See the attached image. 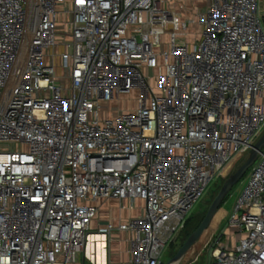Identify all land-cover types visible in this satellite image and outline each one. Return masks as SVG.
<instances>
[{"label": "built area", "instance_id": "built-area-1", "mask_svg": "<svg viewBox=\"0 0 264 264\" xmlns=\"http://www.w3.org/2000/svg\"><path fill=\"white\" fill-rule=\"evenodd\" d=\"M187 6L0 0V264L76 262L99 198L143 201L99 231L130 234L124 264H161L249 154L264 132L261 0ZM133 91L134 109L103 113ZM227 224L205 264H264V150Z\"/></svg>", "mask_w": 264, "mask_h": 264}, {"label": "rangeland", "instance_id": "rangeland-1", "mask_svg": "<svg viewBox=\"0 0 264 264\" xmlns=\"http://www.w3.org/2000/svg\"><path fill=\"white\" fill-rule=\"evenodd\" d=\"M185 1L188 4L186 10L189 14H195L197 6L204 4V0H185ZM261 8H264V0H261ZM189 14L186 13L187 16H189ZM190 29L191 31L195 30V28H190ZM138 94H139L138 91H133L131 93L121 96L120 99H116L105 104L103 113L105 115H113L116 112L134 109L136 106ZM244 159L245 158L240 159L236 161L234 164H232L227 169V172H225L224 176L213 179L206 195L204 196L203 199H201L197 203L193 212L191 213L193 217H198L199 215L204 213V211L208 210L214 197L217 195L218 191L221 188L220 186L222 185V181H224L231 172L235 171L244 161ZM251 168L252 167H250L247 173L235 184V186L232 188L230 193L227 195L216 217L214 218L212 224L203 233L200 240L197 241L195 248L193 249V252H187L177 264H205L210 256L213 243L220 233H224V241L227 242L228 234L231 232V229L227 224L228 217L231 211L233 210L235 203L240 197L244 187L249 181ZM184 239H185V235H184V231L182 230L178 234L176 239L169 246H167L163 255L164 261H168L171 259L172 254L176 252L178 248H180V246L184 242Z\"/></svg>", "mask_w": 264, "mask_h": 264}, {"label": "crops", "instance_id": "crops-1", "mask_svg": "<svg viewBox=\"0 0 264 264\" xmlns=\"http://www.w3.org/2000/svg\"><path fill=\"white\" fill-rule=\"evenodd\" d=\"M96 203L99 206V214L92 221L85 248L79 259L71 264H124L131 255L130 234L119 229L103 233L99 228L109 221L118 224L141 213L144 203L138 199L135 208L129 207V200L120 201L114 198H99Z\"/></svg>", "mask_w": 264, "mask_h": 264}, {"label": "water", "instance_id": "water-1", "mask_svg": "<svg viewBox=\"0 0 264 264\" xmlns=\"http://www.w3.org/2000/svg\"><path fill=\"white\" fill-rule=\"evenodd\" d=\"M263 147L264 132L256 141L254 146L251 148L249 154L245 157L244 161L240 164V166L235 171L231 172L229 176L224 180L220 190L214 197L199 226L187 237V239L180 246L176 254L168 261L162 260L161 264H177L183 258V256L189 251L193 244L201 237L205 229L212 224L223 201L230 193L232 188L235 186V184L247 173L250 167L254 165L259 156V152L263 150Z\"/></svg>", "mask_w": 264, "mask_h": 264}, {"label": "trees", "instance_id": "trees-1", "mask_svg": "<svg viewBox=\"0 0 264 264\" xmlns=\"http://www.w3.org/2000/svg\"><path fill=\"white\" fill-rule=\"evenodd\" d=\"M224 181H222L223 183ZM221 187V186H220ZM223 204V203H222ZM207 210L204 211V213H202L201 215H199L198 217H193V215L191 214L187 221H186V225L185 227L182 229L184 231V235H185V239L184 241L187 239V237L199 226V224L201 223L202 219L204 218L205 214H206ZM184 243V242H183ZM182 243V244H183ZM195 248V245L193 246V248L191 249V252H193V249ZM179 249V248H178ZM178 251V250H177ZM176 251V252H177ZM176 252H174L172 254V257L176 254ZM171 257V258H172Z\"/></svg>", "mask_w": 264, "mask_h": 264}, {"label": "bare ground", "instance_id": "bare-ground-1", "mask_svg": "<svg viewBox=\"0 0 264 264\" xmlns=\"http://www.w3.org/2000/svg\"><path fill=\"white\" fill-rule=\"evenodd\" d=\"M216 215H217V214H216ZM215 217H216V216H215ZM209 227H210V226H209ZM209 227H208V228H209ZM208 228H206L205 231H206ZM205 231H204V232H205ZM204 232H203V233H204ZM202 235H203V234H202ZM202 235H201V237H202ZM201 237H200V238H201ZM200 238H199L198 240H200ZM198 240H197V241H198ZM197 241L193 244V246L196 245ZM193 246L189 249L188 252H191V249L193 248ZM174 264H176V263H174Z\"/></svg>", "mask_w": 264, "mask_h": 264}]
</instances>
